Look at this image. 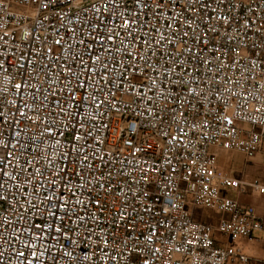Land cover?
<instances>
[{
	"label": "built area",
	"instance_id": "obj_1",
	"mask_svg": "<svg viewBox=\"0 0 264 264\" xmlns=\"http://www.w3.org/2000/svg\"><path fill=\"white\" fill-rule=\"evenodd\" d=\"M219 152L264 167V0H0V264H264Z\"/></svg>",
	"mask_w": 264,
	"mask_h": 264
},
{
	"label": "rangeland",
	"instance_id": "obj_2",
	"mask_svg": "<svg viewBox=\"0 0 264 264\" xmlns=\"http://www.w3.org/2000/svg\"><path fill=\"white\" fill-rule=\"evenodd\" d=\"M247 165H250V163H246L243 156L240 154L234 152H219L218 167L222 173H226L231 177L241 179L245 182L258 181L260 184H264V167H261L259 172H255L253 175H247L245 170V166ZM229 196L235 197V194L230 193ZM239 200L243 204H245V202L254 203L261 200V205L264 208V196H259L252 192H248L246 195L241 196ZM193 211L195 212V215L202 213L201 208H196ZM205 213L211 215L212 218L217 217L212 211L208 210L205 211ZM195 220H197V217ZM232 245L235 247H242L250 257H257L264 261V232H256L251 239H239L232 243ZM251 263L262 264L256 263L254 260L249 262V264Z\"/></svg>",
	"mask_w": 264,
	"mask_h": 264
},
{
	"label": "crops",
	"instance_id": "obj_3",
	"mask_svg": "<svg viewBox=\"0 0 264 264\" xmlns=\"http://www.w3.org/2000/svg\"><path fill=\"white\" fill-rule=\"evenodd\" d=\"M262 162H263V157H262V152H261L250 162V165L245 166V170L247 172V175H253L255 172H259L261 167H263ZM227 195L229 196V194H227ZM245 204L254 206L257 215L264 219V208L261 205V200H258V202H254V203H246L245 202ZM201 210H202V213L199 215H195V212H194V220L197 217V220H195V221L204 222V223L215 226L219 220V215L215 214V215H217V217L212 218L211 215H209V214L207 215V213H205V211H208V210H205V209H201ZM251 258L259 259L257 257H251ZM259 260L262 261V259H259ZM251 264H253V263H251Z\"/></svg>",
	"mask_w": 264,
	"mask_h": 264
}]
</instances>
